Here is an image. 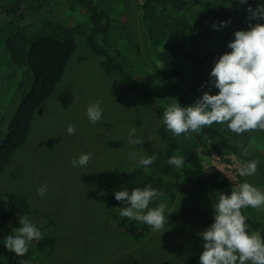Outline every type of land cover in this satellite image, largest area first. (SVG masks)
Segmentation results:
<instances>
[{
	"label": "trees",
	"instance_id": "trees-1",
	"mask_svg": "<svg viewBox=\"0 0 264 264\" xmlns=\"http://www.w3.org/2000/svg\"><path fill=\"white\" fill-rule=\"evenodd\" d=\"M55 1L0 0V26L4 27L1 41L9 50L11 65L20 75L16 110L12 113L7 131L0 133V175L10 164L14 153L27 142L36 113L64 76L78 47L79 35H86L80 24L70 25L51 17L49 10L54 7ZM65 1H73L70 4L78 6L75 0ZM48 2L50 4L46 5ZM80 2L89 5L86 0ZM122 3L125 7V1ZM231 4L235 7L230 8ZM257 4H264V0H247L246 4H240L239 0H145L141 9L147 36L145 51L127 33V23L121 11L114 10L115 16H111L109 11L113 10L112 7L91 4L88 7L94 28L92 34L87 35V45L99 56L100 64L109 76L124 80L131 91L143 98L163 120L166 106L177 101L187 106L204 91H210V94L218 92L217 88L208 85L211 69L220 55L231 51L227 44L234 39L235 31L248 29L247 8L249 5L255 8ZM229 19L230 23L226 26L213 28L214 23ZM251 23H264V20H252ZM112 36L117 37L118 45H123V48L109 45ZM144 68L154 69L157 74H152L154 79L167 86L162 91H150L136 77ZM202 85L205 86L202 88ZM159 132L163 146L146 155L155 156V162L122 172L106 191L108 212L134 240L144 239L150 227L136 225L133 220L120 216L119 208L125 205L115 199V192L124 188L131 192L135 187L151 185L159 190L160 198L151 202L149 208L165 203L169 209H177L169 216L165 227L175 224L179 215L199 216L204 229L214 222L213 203L218 202L220 195L230 194L235 187L222 171L206 169L202 147L211 149L226 161L230 160L226 157L228 153L246 161L257 160V182L261 184L259 190L264 192V152L259 151V148H264V131L237 135L226 127L213 124L199 134L189 132L173 137L162 121ZM173 155L185 158L183 168L176 169L167 163ZM241 211L247 225L264 238V207H249ZM32 213V205L26 195L0 192V264L53 262L52 256L59 241L57 222L48 213L37 215L35 219ZM165 215H169L168 211ZM22 216H27L43 233V239L33 241L28 253L18 257L9 252L4 243L7 235L16 234V228L20 226L19 217ZM202 243V237L193 243L186 264H199ZM130 263L124 261L123 264ZM144 264L156 263L147 261Z\"/></svg>",
	"mask_w": 264,
	"mask_h": 264
},
{
	"label": "rangeland",
	"instance_id": "rangeland-1",
	"mask_svg": "<svg viewBox=\"0 0 264 264\" xmlns=\"http://www.w3.org/2000/svg\"><path fill=\"white\" fill-rule=\"evenodd\" d=\"M86 1L89 5L112 7L113 10L109 11L111 16L121 11L127 23V33L145 51L147 36L141 20L145 0H124L125 7L122 6L123 0ZM71 2L56 0L49 13L62 23L80 24L86 35H79L78 47L64 76L36 113L27 142L14 153L10 164L0 175V192L22 193L31 202L34 219L48 213L56 220L59 241L51 264H123L124 261L130 264L147 261L186 264L193 243L201 237L198 233L204 230L199 216L179 215L176 223L165 227L163 233L150 228L144 239L136 241L106 208L109 184L122 172L140 166L139 159L163 146L159 132L163 120L143 98L131 91L124 80L106 73L99 56L87 45V35L92 34L94 28L91 9L80 0H75L77 7ZM234 7V4L230 5V8ZM3 34L1 25L0 133L7 131L16 110L20 79L10 63L9 50L1 41ZM111 38L110 46L115 44L113 48H123V45H118L117 37ZM130 49L135 50L134 47ZM152 74L157 76L154 69L144 68L136 77L150 91H162L167 85L159 83ZM96 101H101L103 113L102 120L93 125L86 111ZM69 124L75 125L72 135L66 131ZM133 127L137 129L136 136L143 140L142 144L127 142L129 130ZM200 149L206 169L221 168L228 172L233 180L223 173L235 183L234 187L244 181L258 189L261 186L257 182L258 170L244 180L238 175V166L246 160L228 153L226 157L234 161L229 162L211 149ZM259 151L264 152V148H259ZM88 152L93 156L87 167L72 166L73 157ZM131 153H137L135 159L130 158ZM229 166L236 169L230 170ZM45 183L48 192L41 197L37 188ZM133 221L136 225H143ZM248 229L258 232L250 225Z\"/></svg>",
	"mask_w": 264,
	"mask_h": 264
},
{
	"label": "clouds",
	"instance_id": "clouds-1",
	"mask_svg": "<svg viewBox=\"0 0 264 264\" xmlns=\"http://www.w3.org/2000/svg\"><path fill=\"white\" fill-rule=\"evenodd\" d=\"M239 3L246 4L247 0H239ZM247 12L248 29L235 31L234 39L227 44L231 51L220 55L211 69L208 85L217 88L218 92L210 94V91H204L187 106H182L177 100L166 106L163 124L173 137L189 132L199 134L213 124L226 127L237 135L264 131V23H251L252 20H264V4H257L255 8L249 5ZM228 23L230 19L214 23L213 28L218 29ZM102 113L101 101L90 104L86 111L93 125L102 120ZM66 131L69 135L74 134L75 125L69 124ZM136 132L134 127L129 130L127 142L131 145L143 142ZM136 155L131 153L130 158L135 159ZM92 156L91 152L82 153L79 157H73L71 164L73 167H87ZM155 160V156H146L138 163L146 167ZM167 163L181 169L185 158L173 155ZM257 168L258 161L253 159L240 164L237 172L241 177L252 176ZM218 169L233 180L228 172ZM47 192V183L37 188V194L41 197ZM160 196L161 192L151 185L135 187L131 192L127 188L115 192V199L125 205L119 208L120 216L163 233L169 216L177 209H169L165 203L149 208V204ZM249 207H264V192L247 181L232 189L230 194L219 196L218 202L213 203L214 222L198 233L203 242L199 264H264V238L259 232L249 231L246 217L241 211ZM166 211L168 216L165 215ZM19 225L16 234L7 235L4 243L7 250L18 257L28 253L33 241L43 239V233L27 216L19 217Z\"/></svg>",
	"mask_w": 264,
	"mask_h": 264
},
{
	"label": "built area",
	"instance_id": "built-area-1",
	"mask_svg": "<svg viewBox=\"0 0 264 264\" xmlns=\"http://www.w3.org/2000/svg\"><path fill=\"white\" fill-rule=\"evenodd\" d=\"M229 162H234L233 160H230ZM230 170L236 169V167L229 166Z\"/></svg>",
	"mask_w": 264,
	"mask_h": 264
}]
</instances>
